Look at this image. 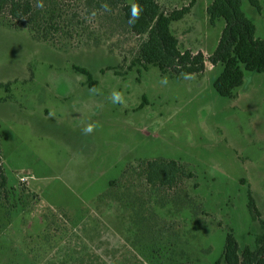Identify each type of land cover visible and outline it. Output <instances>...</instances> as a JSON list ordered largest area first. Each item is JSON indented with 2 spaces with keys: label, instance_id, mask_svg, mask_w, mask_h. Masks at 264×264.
Listing matches in <instances>:
<instances>
[{
  "label": "rangeland",
  "instance_id": "rangeland-1",
  "mask_svg": "<svg viewBox=\"0 0 264 264\" xmlns=\"http://www.w3.org/2000/svg\"><path fill=\"white\" fill-rule=\"evenodd\" d=\"M192 1L160 4L191 5L171 30L182 50L207 57L225 22L209 23L213 0ZM258 2L260 12L248 3L243 11L263 40ZM55 37L0 27V83H12L0 90V159L14 190L0 195V264H212L229 231L240 250L254 247L261 229L247 193L264 220V73L245 72L224 98L213 88L220 67L170 77L129 69L137 38ZM89 122L99 127L85 136ZM153 160L180 165L174 187L147 184Z\"/></svg>",
  "mask_w": 264,
  "mask_h": 264
},
{
  "label": "trees",
  "instance_id": "trees-1",
  "mask_svg": "<svg viewBox=\"0 0 264 264\" xmlns=\"http://www.w3.org/2000/svg\"><path fill=\"white\" fill-rule=\"evenodd\" d=\"M41 3L43 7H37ZM244 3L260 12L258 0H213L208 6L209 23L213 25L222 19L225 26L214 51L207 57L201 52L182 50L171 30L173 23L189 13L191 5L168 11L160 0H0V27L26 31L38 42H54L57 34L66 41L75 37L79 41L84 33L99 31L108 37H134L139 44L129 69L135 65L153 66L162 75L181 77L201 75L207 63L212 68H221L213 82L215 92L220 97L232 98L234 90L244 84L245 72L264 73V39L255 38V25L244 13ZM74 71L92 81L87 70L74 68ZM11 85L0 83V90L10 93ZM89 86L94 88L93 84ZM1 165L0 159V195L8 198L14 190L8 189ZM144 171L147 184L153 188L171 189L183 175L175 161H147ZM110 184L115 185V181ZM247 197L251 219L261 229L255 236L254 247L240 250L232 232H226L223 253L212 264H264V220L249 191ZM169 262L191 264L175 263L172 259Z\"/></svg>",
  "mask_w": 264,
  "mask_h": 264
},
{
  "label": "clouds",
  "instance_id": "clouds-1",
  "mask_svg": "<svg viewBox=\"0 0 264 264\" xmlns=\"http://www.w3.org/2000/svg\"><path fill=\"white\" fill-rule=\"evenodd\" d=\"M37 7H43L42 3L41 4H37ZM135 18L136 19L139 18L138 17V13H137ZM162 83L166 84L167 83V79L165 78L164 80H162ZM91 91H98V90L93 89ZM109 99H111V101L113 103H119V104H123L124 103V95L120 91H113L110 94ZM98 127H99L98 122H89L81 129V131H82L83 135L87 136V135H91Z\"/></svg>",
  "mask_w": 264,
  "mask_h": 264
},
{
  "label": "crops",
  "instance_id": "crops-1",
  "mask_svg": "<svg viewBox=\"0 0 264 264\" xmlns=\"http://www.w3.org/2000/svg\"><path fill=\"white\" fill-rule=\"evenodd\" d=\"M192 2L194 3V0H193ZM177 10H179V9H177ZM188 14H189V13H188ZM188 14H187V15H188ZM185 17H186V16H185ZM185 17H184V18H185ZM184 18H183V19H184ZM183 19H182V20H183ZM182 20H181V21H182ZM179 22H180V21H179ZM176 23H178V22H176ZM173 24H174V23H173Z\"/></svg>",
  "mask_w": 264,
  "mask_h": 264
}]
</instances>
